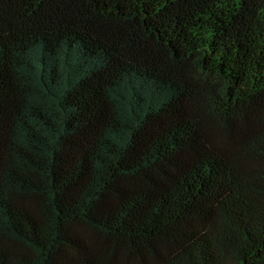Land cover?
Wrapping results in <instances>:
<instances>
[{
    "label": "trees",
    "instance_id": "1",
    "mask_svg": "<svg viewBox=\"0 0 264 264\" xmlns=\"http://www.w3.org/2000/svg\"><path fill=\"white\" fill-rule=\"evenodd\" d=\"M0 264H264V0H0Z\"/></svg>",
    "mask_w": 264,
    "mask_h": 264
}]
</instances>
